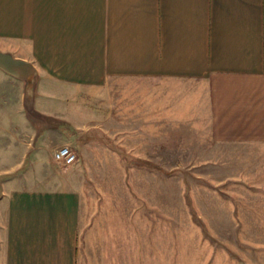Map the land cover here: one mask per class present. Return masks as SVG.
Returning <instances> with one entry per match:
<instances>
[{
  "label": "crops",
  "instance_id": "crops-1",
  "mask_svg": "<svg viewBox=\"0 0 264 264\" xmlns=\"http://www.w3.org/2000/svg\"><path fill=\"white\" fill-rule=\"evenodd\" d=\"M5 40L48 94L81 105L118 78H150L169 94L153 125L198 122L204 140L264 145V0H0ZM120 217L83 235L77 188L9 187L0 264H186L175 233Z\"/></svg>",
  "mask_w": 264,
  "mask_h": 264
},
{
  "label": "rangeland",
  "instance_id": "rangeland-1",
  "mask_svg": "<svg viewBox=\"0 0 264 264\" xmlns=\"http://www.w3.org/2000/svg\"><path fill=\"white\" fill-rule=\"evenodd\" d=\"M10 45L0 49L27 53ZM160 84L118 78L80 105L60 89L46 93L36 73L25 81L0 69L1 195L12 186H72L83 235H102L103 222L120 216L142 218L175 233L182 250L185 242L186 264H264V145L204 140L198 122L153 125L152 113L169 108ZM62 144L77 153L67 166L53 159Z\"/></svg>",
  "mask_w": 264,
  "mask_h": 264
},
{
  "label": "water",
  "instance_id": "water-1",
  "mask_svg": "<svg viewBox=\"0 0 264 264\" xmlns=\"http://www.w3.org/2000/svg\"><path fill=\"white\" fill-rule=\"evenodd\" d=\"M0 68L25 81H31L36 73L34 64L24 58L16 57L9 51L0 49Z\"/></svg>",
  "mask_w": 264,
  "mask_h": 264
},
{
  "label": "built area",
  "instance_id": "built-area-1",
  "mask_svg": "<svg viewBox=\"0 0 264 264\" xmlns=\"http://www.w3.org/2000/svg\"><path fill=\"white\" fill-rule=\"evenodd\" d=\"M76 158L77 153L69 144H62L54 149L53 159L63 166L70 165Z\"/></svg>",
  "mask_w": 264,
  "mask_h": 264
}]
</instances>
